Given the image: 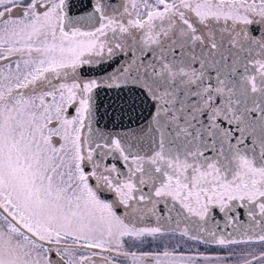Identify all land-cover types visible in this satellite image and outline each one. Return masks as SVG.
Segmentation results:
<instances>
[{
	"label": "snow or ice",
	"instance_id": "snow-or-ice-1",
	"mask_svg": "<svg viewBox=\"0 0 264 264\" xmlns=\"http://www.w3.org/2000/svg\"><path fill=\"white\" fill-rule=\"evenodd\" d=\"M0 264H264V0H0Z\"/></svg>",
	"mask_w": 264,
	"mask_h": 264
},
{
	"label": "rangeland",
	"instance_id": "rangeland-1",
	"mask_svg": "<svg viewBox=\"0 0 264 264\" xmlns=\"http://www.w3.org/2000/svg\"><path fill=\"white\" fill-rule=\"evenodd\" d=\"M203 250V249H202Z\"/></svg>",
	"mask_w": 264,
	"mask_h": 264
}]
</instances>
